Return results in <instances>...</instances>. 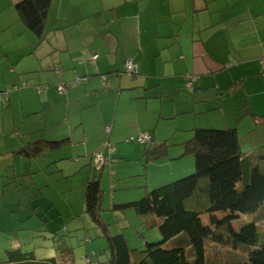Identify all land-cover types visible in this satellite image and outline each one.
<instances>
[{"label": "crops", "instance_id": "obj_1", "mask_svg": "<svg viewBox=\"0 0 264 264\" xmlns=\"http://www.w3.org/2000/svg\"><path fill=\"white\" fill-rule=\"evenodd\" d=\"M19 1L0 0V92L7 95L0 93V258L30 250L12 233L33 232L34 240L52 229L47 218L78 217L82 190L66 181L88 177L103 143L114 149L107 166L143 169L144 180L128 182L141 176L136 168L114 186L132 194L129 202L194 169L180 146L193 127L235 129L243 147L240 136L250 144V132L264 126V0H50L41 38L20 18ZM128 59L136 76L124 73ZM26 81L48 87L7 93ZM141 132L152 136L149 148H115ZM258 139L264 146V135ZM160 147L158 159L147 160ZM182 157L174 171L170 162ZM151 167L158 171L149 177ZM27 198L34 213L19 205ZM123 201L113 194L110 211ZM36 245V257L54 254Z\"/></svg>", "mask_w": 264, "mask_h": 264}, {"label": "trees", "instance_id": "obj_2", "mask_svg": "<svg viewBox=\"0 0 264 264\" xmlns=\"http://www.w3.org/2000/svg\"><path fill=\"white\" fill-rule=\"evenodd\" d=\"M49 4L50 0H21L15 5L26 28L39 38L42 36ZM125 63L126 60L124 73L128 76H136L138 70L134 74H129ZM190 79L193 80L194 77ZM79 82L77 83L80 84ZM23 83L29 85L20 89L44 90L42 86H33L29 82H22L12 87L19 88ZM3 92L5 91L0 93ZM109 129L110 127L107 131ZM131 138L133 139L126 140L138 143L136 136ZM151 142L152 136L148 148ZM180 146L183 155H190L193 158L194 169L191 174L159 185L135 201L112 205V211L132 210L136 215L151 220V225L157 228L161 239H155L157 241L154 243L145 241L141 251L131 250L123 234L111 236L103 223L104 220H100L102 202L100 173L107 163L114 161L110 158L114 150L113 144L106 142L92 155V167L84 186L82 213L100 228L107 240L109 250L107 263L264 264V232H260L263 226L258 225L259 220H256L260 217V223H264V146L259 147L255 154L244 156L235 129L213 127H193L190 129L189 137L180 143ZM161 148L164 149L160 147L152 153L149 151L146 155L147 160L158 159L162 152ZM99 155L104 159L98 166L95 164V159ZM19 182L24 185L25 190L29 188L25 180ZM27 201L30 203H19V205H27L30 212L34 213L35 207L31 205L34 198H27ZM261 211L262 214H259ZM240 215L254 216L255 219L235 228L233 223L240 218ZM41 218L39 216V219ZM53 234L57 236V233ZM169 243L173 246L169 247ZM206 243L234 251L245 248L246 252L243 253L247 259L241 263H208L207 253L205 254ZM53 251L52 256L39 258L35 256L33 250L8 249L0 258V264H57L54 256L58 254V250ZM190 255L191 260L188 257Z\"/></svg>", "mask_w": 264, "mask_h": 264}, {"label": "rangeland", "instance_id": "obj_3", "mask_svg": "<svg viewBox=\"0 0 264 264\" xmlns=\"http://www.w3.org/2000/svg\"><path fill=\"white\" fill-rule=\"evenodd\" d=\"M42 87L44 88V90H46L48 86H42ZM28 89H32V88H22L20 89V91L28 90ZM55 89L58 92L57 85H55ZM9 91L16 92L13 90L12 87L7 90V93ZM228 92L229 90H225L224 94L227 95ZM131 115H134V111L131 112ZM205 116L206 115H200L198 116V118H203V119L207 118ZM0 117H1V111H0ZM205 127H212V126H205ZM8 132H10V129L8 130ZM261 135H264V126H260L258 129L250 132L249 134L250 144L246 145L245 143L247 142L246 141L244 142L243 138L240 136L239 140L243 146V147L241 146L240 147L244 155L250 156L256 153V150L259 148V146L261 147V144L258 139ZM174 140H172L171 143H173ZM104 144L105 143H103V145ZM131 146H137V145L134 142H129L126 139H124V141H122V145L119 146L118 144H116L115 148L117 150H124L125 148H129ZM183 158L184 157L170 162L172 164L171 166H173L174 171L177 168H181L183 164L186 162L185 159ZM116 163L117 162L114 163L115 166H116ZM114 165L112 166L113 168L105 165L103 167L102 172L100 173V189L102 191L101 201H103L104 199V205L101 202V206H100V220L105 221L103 223L107 226L108 233L111 236L121 233L124 235V237L128 241V245L131 250L136 249L137 251H141L144 248L145 241H148V243H154V241L161 239L157 231V228H154L151 225L152 224L151 220L144 219L143 216L136 215L132 210L118 211L116 213L113 211H110V205L112 203L113 194L115 196V201H123L125 199L132 197L131 193H123L122 195H120L119 193H115V191H113L114 186L119 185L120 184L119 182H121L120 180L117 181V179H119L120 177L123 178L124 176L126 177L129 173H134L136 168H139L140 170L139 173H141V176L139 177L135 176V177L129 178L128 182L135 181L138 179L144 180V177L146 176L145 174H143V169L139 166V164L138 165L136 164L135 165H121L118 168H115ZM165 169L166 170L169 169V165H166ZM156 171H158L157 168L151 167L149 177L151 176L152 172H156ZM192 172L185 174L183 176H176V177L174 176L175 174H173L169 179H171L173 176L174 177L171 180H169L167 183L176 181L177 179L185 177L191 174ZM84 174L85 172H83V175H79L77 173L75 175L76 177L78 175L81 176V178L79 177L77 181L75 179H69L68 181L65 180L67 185L70 184L74 187L73 188L74 191L82 190L83 196H84L83 187L85 186V182L87 179L85 178ZM114 174H115V177L113 176ZM176 174H178V172ZM57 176H58V173H55L51 175L50 177L52 178L54 177V180H55L57 179ZM164 180H168V179L163 178L161 182ZM82 181H83V185L81 186ZM58 182H62V181L56 180L54 184H57ZM164 183L161 185H164ZM128 195H131V197H126ZM125 202H128V201H123L122 203H125ZM259 214H262V211ZM75 215L78 216L75 219H70V218H67L65 220L60 219L59 222H57L56 219L47 218L45 221L47 222L49 227L52 228L49 230L50 232H52L49 235L43 234L42 237L31 240L29 237L33 235V232H29V234H27L21 231H17L15 234L14 233L11 234L13 235L12 238H15V235L18 238L24 237L25 240L24 238H22L20 241L24 240V243L25 244L27 243V245L26 246L21 245V246H24L27 249L33 250V252L39 247L37 245L33 246V243L37 244V242L42 247L41 249H43L44 251L49 252V250H58V254L54 256L57 261V264H108L107 262L109 258V250H108L107 240L103 236L100 228L95 223H93L91 219L85 213H82L81 210H79L78 212H75L73 216ZM253 219H255L254 216L240 215V218L233 223V226L235 228H238L241 225L243 226L245 224L252 222ZM256 220H259L257 221L259 223L258 225L263 226L262 228H260V232H264V223L263 222L260 223L261 218L259 217ZM64 222H65V227L60 231H56L55 229L58 226V223H61V226H63L64 224L62 223ZM69 222L70 223L74 222V224L80 225L79 226L80 230H74V228L70 226ZM128 223H129V227H128ZM53 233H57V236H54ZM168 246L172 247L173 245L172 243H169ZM3 247H4L3 239L2 237H0V253L2 252V254L5 248ZM243 252H246L245 248H241L239 251H234V250L224 248L222 246L215 245L212 243L205 244V254L207 253L206 261L208 263H214V262L241 263L242 261L244 260L246 261L247 259V256ZM188 257L191 260V255ZM210 261H213V262H210Z\"/></svg>", "mask_w": 264, "mask_h": 264}, {"label": "built area", "instance_id": "obj_4", "mask_svg": "<svg viewBox=\"0 0 264 264\" xmlns=\"http://www.w3.org/2000/svg\"><path fill=\"white\" fill-rule=\"evenodd\" d=\"M95 57L96 56H94V58ZM263 64H264V59H263ZM125 68L129 74H134L137 72V65L134 64L131 60L126 61ZM78 81H79V79H77V82ZM28 85H29L28 83H23V84L19 85V88L14 87L13 90H18L21 87H28ZM36 91L38 93L42 92V88H37ZM5 96H7L6 92L2 94V97H5ZM130 139H133V138H130ZM136 140L139 144L148 145L151 141V136L147 132H141L140 135L136 138ZM103 159H104L103 156H101V155L97 156L95 159V164L99 166L100 164H102Z\"/></svg>", "mask_w": 264, "mask_h": 264}]
</instances>
